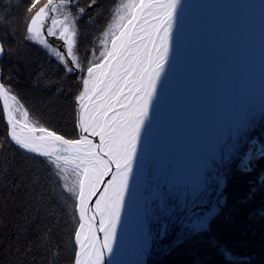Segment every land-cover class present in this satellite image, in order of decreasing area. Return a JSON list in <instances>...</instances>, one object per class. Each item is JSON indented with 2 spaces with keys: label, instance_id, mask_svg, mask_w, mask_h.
<instances>
[{
  "label": "trees",
  "instance_id": "16d2710c",
  "mask_svg": "<svg viewBox=\"0 0 264 264\" xmlns=\"http://www.w3.org/2000/svg\"><path fill=\"white\" fill-rule=\"evenodd\" d=\"M118 1L98 0L95 19L78 22L75 50L85 71L74 75L46 48L25 39L24 8L29 0H0V14L13 21L10 35L0 26V39L11 49L0 59V79L28 111L29 122L38 121L66 139L79 138L82 77ZM45 2L40 0L38 7ZM263 131L264 119L249 136ZM226 167L222 190L227 201L220 214L229 208L227 219L218 214L206 231L192 236L180 222H170L163 238L155 232L149 264H264V181L256 185L264 175V156L250 171L238 159ZM64 186L46 158L10 140L0 103V264H74L77 201ZM208 199L216 202L217 194L212 192ZM186 213V207L175 212Z\"/></svg>",
  "mask_w": 264,
  "mask_h": 264
},
{
  "label": "snow or ice",
  "instance_id": "6c2138e0",
  "mask_svg": "<svg viewBox=\"0 0 264 264\" xmlns=\"http://www.w3.org/2000/svg\"><path fill=\"white\" fill-rule=\"evenodd\" d=\"M39 3L29 0L25 5V39L46 48L67 73L84 72L75 50L78 22L95 19L98 0H86L83 5L80 0H46L38 7ZM179 6L180 0H120L100 39L103 50L88 63L86 78L82 77L78 139H66L38 121L29 122L28 111L0 79V102L11 141L26 152L46 158L62 179L69 170L77 178L72 187L64 186L76 199L79 214L74 233L79 250L74 264H104L105 253L111 256L113 252L141 133L168 63ZM0 26L10 35L13 21L0 14ZM47 37L63 45L54 46ZM10 51L0 39V58ZM85 98L91 102L87 106ZM21 110L23 123L16 115ZM90 137H98V142ZM259 155L264 156V149ZM233 156L240 157L237 146L228 153L229 159ZM250 160L251 153L241 159V166L247 169ZM206 224V218L198 219L191 230L200 231ZM167 230V223L160 225L161 238ZM97 232L103 233L102 242Z\"/></svg>",
  "mask_w": 264,
  "mask_h": 264
},
{
  "label": "rangeland",
  "instance_id": "374dc122",
  "mask_svg": "<svg viewBox=\"0 0 264 264\" xmlns=\"http://www.w3.org/2000/svg\"><path fill=\"white\" fill-rule=\"evenodd\" d=\"M207 5L172 102V123L155 139L143 163L141 194L151 250L154 234L160 237L164 223L180 222L189 236L206 231L209 220L226 206L222 189L227 164L251 153L246 169L250 171L251 164L263 157L259 153L264 149V131L260 136L249 134L264 119V0H211ZM97 49L90 62L103 50L100 41ZM83 91L82 83L80 94ZM84 103L91 102L85 98ZM22 112L16 113L21 123ZM233 146L239 148L240 157L229 159ZM63 177L68 187L77 179L71 170ZM212 192L217 194L214 203L208 199ZM184 207L186 215L175 214ZM210 209L216 215L209 214ZM228 210L220 214L223 219ZM201 218H207L206 227L192 231L191 224Z\"/></svg>",
  "mask_w": 264,
  "mask_h": 264
},
{
  "label": "bare ground",
  "instance_id": "6f19581e",
  "mask_svg": "<svg viewBox=\"0 0 264 264\" xmlns=\"http://www.w3.org/2000/svg\"><path fill=\"white\" fill-rule=\"evenodd\" d=\"M211 0H205L204 6L207 5ZM196 5L194 7H197L201 4H203V0L196 2ZM185 0H180V6L178 8V13L184 9ZM194 5V4H193ZM178 16V14H177ZM178 31L177 34H175L176 39L178 40L179 44V50L182 46V41L180 39V36L184 33V31L187 28L186 23L178 24L177 25ZM173 36V35H172ZM173 43L171 40V47H170V57L178 58L177 52L178 47L174 45V48L172 47ZM177 56V57H176ZM178 61L174 59L172 63H167L165 66V71L161 75L160 83L162 84L164 81H167V85L170 88V95L166 98L165 105L162 107L161 112L159 114V120L157 121V128H161L162 130L166 129L173 120V114H172V96L177 94L180 89V82L181 79L179 78V74L175 73V69H177ZM159 85V84H158ZM175 99V98H174ZM150 115V114H149ZM143 135H141L140 144L138 146V152L139 150H143L144 147L147 144V141L145 138H142ZM95 142H98V137ZM136 165V163H135ZM133 167V173H132V179L129 183V191L127 195L125 196L124 200V207L121 212V219L120 224L117 227L116 231V240L113 244V252L111 256H109L107 253H105L104 257V264H144L146 252L148 250V240L149 235L146 232V225L143 221L142 217V205L139 200V196L137 194V184L138 179L136 174L135 166ZM110 179V176H109ZM138 181V182H137ZM137 183V184H136ZM96 199L98 198L95 197ZM207 219V218H206ZM99 220V217H97V221ZM103 238L101 239L102 242ZM87 243V242H86ZM79 250V246L77 245V251Z\"/></svg>",
  "mask_w": 264,
  "mask_h": 264
},
{
  "label": "water",
  "instance_id": "95a60500",
  "mask_svg": "<svg viewBox=\"0 0 264 264\" xmlns=\"http://www.w3.org/2000/svg\"><path fill=\"white\" fill-rule=\"evenodd\" d=\"M196 2L202 1V0H185V5H184V9L181 10L179 13L177 11V19H176V23L172 29V47L174 48V45H176L178 47V58L175 57H170L168 58V63H172L174 61V59H176L178 61V66L177 69H175V73L177 71V73L179 74V78L182 80L183 74L185 72L186 69V61H187V57L191 51L192 48V42L195 38V36L197 35V32L201 26V23L203 21V18L205 17L206 13H207V9H208V5L204 6V1L203 0V4L194 7L196 5ZM194 4V5H193ZM182 24V23H186L187 28L184 31V33L180 36V39L182 41V46L179 50V44L177 43L178 40L176 39L175 34H177L178 28L177 25L178 24ZM46 35V33H45ZM47 39L49 40V43L54 45V46H62L63 42L60 40H57L53 37H47ZM170 54V53H169ZM176 56V57H177ZM1 59V58H0ZM166 66V65H165ZM76 72V71H75ZM73 72V73H75ZM181 84V82H180ZM170 88L167 85V81H164L162 84L159 82V85L157 86V92H156V96L154 97L153 101H152V106L149 110V116L148 119L145 122V127L144 130L142 131L141 135L142 138H145L147 141L146 146L144 147L143 150H139V152H137V161H136V174H137V179H138V184L136 186L137 188V194L139 196V200L140 203L142 205V217H143V221L145 222L146 225V232L149 235V227H148V221H147V215H146V210H145V206L143 203V198H142V194H141V184L142 180H143V163L145 161V158L147 156V153L149 152V150L152 147L153 142L155 141V139L164 131L161 128L156 129L157 128V121L159 120V114L161 112L162 107L165 105V100L166 98L170 95ZM177 94H175L174 96H172V100L171 102H173V99L175 98ZM2 105V102H0ZM3 108V106H2ZM4 120H5V124L8 128V125L6 123V118L4 115ZM94 140V142L96 141L97 137H90ZM109 179V177L105 178V183L107 182V180ZM103 188V185H101V189ZM99 195V194H98ZM219 197V204L223 205L224 204V199H223V193H220L218 195ZM96 198L93 197L92 201L89 205V207L92 206V204L95 203ZM216 211H214L213 209L209 210V214H213L216 215L215 213ZM89 216H91V213L88 214ZM97 236L99 237V240L101 241V239L103 238V233H99L97 232ZM148 250L146 252V257H145V262L144 264H149V259H150V254H151V241L148 240ZM98 246V245H97Z\"/></svg>",
  "mask_w": 264,
  "mask_h": 264
}]
</instances>
